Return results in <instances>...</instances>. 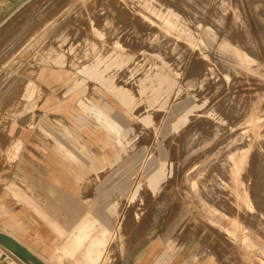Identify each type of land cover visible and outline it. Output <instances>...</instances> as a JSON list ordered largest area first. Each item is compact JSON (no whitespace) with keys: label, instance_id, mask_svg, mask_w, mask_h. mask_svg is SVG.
<instances>
[{"label":"rangeland","instance_id":"1","mask_svg":"<svg viewBox=\"0 0 264 264\" xmlns=\"http://www.w3.org/2000/svg\"><path fill=\"white\" fill-rule=\"evenodd\" d=\"M45 1L50 0H0V59L4 52L10 54L0 66V158L7 157L3 164L8 161L14 169L21 154L41 174L60 170L61 183L69 184L76 204L80 202L81 214L74 218L88 215L93 237L106 231L107 247L98 264H264V127L251 123L264 111V0H239L243 23L235 22L231 31L255 60L254 71L218 66L204 49L199 23L212 22L221 28L219 16L225 12L218 9L210 15L213 4L205 13L206 0H101L95 12L90 8L95 0H53L47 15L41 7ZM32 24L37 32L15 50V41ZM134 27L139 31L134 32ZM198 37L200 42L194 43ZM46 43L47 48L42 46ZM75 82L80 87L72 92ZM119 91L121 97L122 92L128 93L129 101L119 98ZM10 92L12 100H8ZM71 94L76 100H71ZM97 115L107 124L109 120L118 136L100 130ZM12 125L29 131L18 150ZM231 127L238 133L247 129L245 140L236 142L235 149L251 143L241 175H227L228 195L208 180L220 198L215 192L205 201L194 197L188 173L201 165L203 156L215 152ZM187 133L195 141L202 140L193 142L195 147L219 136L189 157ZM105 143L113 149H106L107 161L101 163ZM59 151L96 168L80 192L70 182V174L63 172V154L60 165L54 158ZM225 153L211 164L220 158L216 169L226 172ZM248 169L255 174L249 177ZM249 178L253 214L244 205V183ZM194 181L201 186L200 178ZM215 195L217 200L226 199V208L219 202L213 207L210 198ZM204 205L211 211L219 208L217 226ZM226 211L230 214L223 216ZM65 218L60 214L61 226ZM68 233L60 232L61 243L67 244ZM87 247L60 254L59 261L86 264ZM11 258L0 246V264H24Z\"/></svg>","mask_w":264,"mask_h":264},{"label":"crops","instance_id":"2","mask_svg":"<svg viewBox=\"0 0 264 264\" xmlns=\"http://www.w3.org/2000/svg\"><path fill=\"white\" fill-rule=\"evenodd\" d=\"M70 96L71 100H76L77 96L73 94ZM15 126L12 125L11 129L20 149L21 143L28 139L29 131L26 129L18 131ZM98 133L102 134L101 131ZM98 133L95 131V135ZM95 139L99 142L98 136ZM102 146L104 152L101 163L107 161L106 149L109 147L113 149V145L107 143ZM62 154L60 151L54 154V158L58 157L59 165ZM18 157L20 162L12 170L7 164L8 161L3 164L7 157L0 158V167L4 168V171L0 173V231L15 237L46 264H67L68 260L59 261L58 256L75 253L83 246H88L85 252L86 264H98L99 257L105 253L107 247L106 231L93 237L91 218L85 214L78 220L74 218L75 214H81V211H78L80 202L76 204L77 199L70 185L61 183L64 181H60V170L58 173L57 169L50 171L49 175L41 174L38 170L31 169L33 163L25 155L20 154ZM51 159L49 161L57 160ZM61 160L64 166L63 172L70 174V182H74L80 192L83 184L87 183L90 172L96 168L94 166L88 168L75 161L73 155L68 152L61 156ZM54 165L58 166L57 163ZM60 214L66 216L64 223H61L62 226ZM60 232L61 234L69 232L66 236L64 235L67 238V244L60 242Z\"/></svg>","mask_w":264,"mask_h":264},{"label":"bare ground","instance_id":"3","mask_svg":"<svg viewBox=\"0 0 264 264\" xmlns=\"http://www.w3.org/2000/svg\"><path fill=\"white\" fill-rule=\"evenodd\" d=\"M187 1V0H186ZM53 0H50V1H45L44 3L41 4V7L43 9V11H46V14L47 15L48 11H50L51 7L48 8V6L50 4H53L52 3ZM192 2V1H191ZM195 3V2H193ZM197 3V2H196ZM242 2H240L238 0L237 4H233L232 0H206V3H205V11L207 9L208 11V8H210L213 4H215V8L212 10V12H210V15L213 13L214 15V12L217 10L218 12V9H221V10H224L225 12H223L220 16H219V19H220V22L222 24L221 28L220 27H214V24L212 22H209V23H202V21L199 23V28L201 29H204L203 31V35L205 36V40L204 42H202V45L204 46V49L207 50V52L209 53V55H213V59H214V62H216V64H218V66H242L244 68H248L249 70L251 71H254L253 67L252 66H256L255 64V60L253 58H251L249 54V52L247 50H245L243 47H241V44L243 43H240L231 35V31L234 29V26H235V22L237 21H241L243 23V18H242V12H243V9L241 7V4ZM150 2L146 3V5H149ZM102 5L101 3V0H95V2L93 3V5H91V9L95 12L97 9H99V7ZM194 5V4H193ZM40 6V5H39ZM40 7V8H41ZM47 8L49 10H47ZM195 9V8H194ZM199 9V8H198ZM251 9V8H250ZM187 10V9H186ZM201 10H203L201 8ZM207 11L205 13H207ZM40 12V11H39ZM199 13V12H197ZM42 14V13H41ZM200 14V13H199ZM193 15V14H192ZM205 15V14H204ZM204 15H202L204 17ZM248 15H250L248 13ZM50 16V15H49ZM49 16H44L45 19L49 18ZM227 16H230V18ZM26 18V15L24 16ZM23 17V18H24ZM74 17V16H73ZM255 17V16H254ZM252 17V18H254ZM258 17V16H257ZM206 18V17H205ZM214 18V17H213ZM259 18V17H258ZM208 19V18H207ZM210 19V18H209ZM208 19V20H209ZM227 19H230L228 21V25H226V22H227ZM30 20V19H29ZM203 20V19H201ZM27 21V20H26ZM214 21V20H213ZM35 22V21H34ZM33 22V23H34ZM22 23V22H20ZM28 23V22H27ZM247 24V22H246ZM26 25V24H24ZM29 25V24H27ZM33 25V24H32ZM31 26V25H30ZM23 27V26H22ZM37 26L36 25H33L29 28L26 29V31L22 32V35L19 37V39L17 41H15L14 43V49L17 50L18 48L24 46L30 38H32L34 36V34L37 32ZM25 28V27H24ZM141 30H145L147 28V25H145L144 27H140ZM18 29V28H17ZM16 29V30H17ZM20 29H23V28H20ZM29 29V30H28ZM223 29V31H221ZM15 30V29H14ZM167 30V29H166ZM18 31L20 32V30L18 29ZM133 31H139L138 28L134 27L133 28ZM14 32V31H13ZM17 33V32H16ZM234 33V32H233ZM15 33H13L14 35ZM19 34V33H17ZM9 35V34H8ZM12 35V34H11ZM20 35V34H19ZM247 35V33H246ZM18 36V35H17ZM14 37V36H12ZM248 37V35H247ZM6 38V36H5ZM16 39V38H15ZM203 39V38H202ZM7 40H12V39H7ZM196 42H200V37L198 38H193V42L195 43ZM2 42V41H1ZM6 42V41H4ZM10 43V41H7ZM14 42V41H13ZM12 43V42H11ZM10 43V44H11ZM47 44V43H46ZM2 45H3V42H2ZM7 45V44H6ZM5 45V46H6ZM194 45V44H193ZM11 46V47H13ZM42 46L45 48H47L49 46V44L45 45V44H42ZM245 46V45H244ZM0 47H1V43H0ZM3 47V46H2ZM8 47V46H7ZM195 47V45L193 46ZM6 48V47H5ZM9 48V47H8ZM246 48V47H245ZM7 49V48H6ZM248 49V48H247ZM195 50V49H194ZM249 50V49H248ZM253 51V50H251ZM9 52V51H8ZM4 56H2V60L0 59V66L3 64V62L5 60H7V58L10 57V54H7V52H4ZM7 54V55H6ZM211 60V59H210ZM38 85V84H37ZM1 87V86H0ZM80 87V84L78 82H75L73 84V86L71 87V91L73 92L75 89L79 88ZM37 88H40L39 85L37 86ZM14 89V88H13ZM18 89V88H17ZM1 92V91H0ZM3 93V92H2ZM11 93V92H10ZM8 94V97L10 99L8 100H12V97H14V93H11V94ZM16 93V92H15ZM29 96V95H28ZM119 98H121L123 101L124 100H128L129 101V96H128V99H127V96L125 95V93L122 92V97H121V92L119 91ZM7 100V101H8ZM6 101V100H5ZM253 104V103H252ZM256 103H254L253 106H255ZM264 105V104H263ZM87 106V105H86ZM257 106V105H256ZM262 106V105H261ZM260 106V107H261ZM247 108V107H246ZM249 108V106H248ZM262 111L264 110V107H261ZM240 110V109H239ZM249 113V112H248ZM238 114H240V112H238ZM245 114V113H243ZM254 114V113H253ZM256 115V114H255ZM97 117H99L98 115L97 116H94V118L96 120H98V123H99V127L100 130H104V133L110 137H114V136H118V129L115 127H113V125L111 124V122L108 120V124L107 122L104 121V118L102 117V119H98ZM236 118V117H235ZM247 118V117H246ZM235 121H237L235 119ZM253 122H257L259 123L257 125L258 128H263L264 127V111L263 113L261 112L257 117L253 118V120H251V123ZM239 124V123H237ZM229 125V124H228ZM235 126V125H234ZM240 127V126H239ZM228 128V127H227ZM231 134L228 135L225 139H223V142L220 143L215 149L213 153H210L209 155H205L202 157V161L200 162L201 165L195 167L194 169H192L188 175L190 174V180H192V185L190 186V192L192 193V195H194V197H197V198H201L203 199L204 201L206 200V195L210 194L211 192H215L213 191L214 189H216L215 186H219L221 189L220 190H224V194L226 193L227 195L230 194V184L229 182L227 181L228 177H231L232 174L234 177H239L241 175V171H242V164H243V161L246 160L247 162V158L249 156L248 154V151H249V148H250V144L249 145H243L241 147H238L235 149V143L238 142L239 140H245V136L246 133H247V129L246 127L245 128H241V131L238 133L236 131V129H234V127H231ZM237 132V134H234V132ZM227 132V131H226ZM258 132V131H257ZM224 133V132H223ZM225 135V134H224ZM222 135V136H224ZM187 138L190 140L187 148L189 150H191V152H189V157H192L193 155H197L199 152H201L207 144H211L214 140H217L216 138L219 136V133L215 135V137H213L211 139V141H207L205 140V144L204 145H201V146H198V147H195V143L193 142H198V144H200L201 141H195L194 139V136H191L189 135V133H187ZM191 137V138H190ZM222 140V139H221ZM258 140V139H257ZM261 141V140H260ZM19 142H20V139H19ZM264 142V141H262ZM191 143V145H190ZM245 143H247L245 141ZM122 143H120L119 145H121ZM1 145V144H0ZM16 145V144H15ZM190 145V146H189ZM263 146V144H262ZM259 147V146H258ZM5 149V147H4ZM16 149L18 150V146H16ZM194 149V150H193ZM241 149V152H236V150H240ZM161 150V148H160ZM255 150H257V148H255ZM149 151V150H148ZM162 151V150H161ZM16 152V151H15ZM224 152H226L223 156V160L226 162V164L223 166V169L226 170L225 171H220V170H217V164L219 165V163L221 164V159L219 158V162H214L211 164V162L216 158L218 157L221 153L223 154ZM3 154L7 155V154H11V153H5V152H2ZM255 153V152H254ZM258 154V152H257ZM148 155V154H147ZM260 157V155L256 156V155H253V157ZM12 158H15L16 157V154L13 156V154L11 155ZM10 157V158H11ZM254 157V158H255ZM253 158V159H254ZM251 159V162H253L254 160ZM256 159V158H255ZM253 160V161H252ZM259 160V159H258ZM257 160V161H258ZM209 164H211L210 166H208ZM252 164V163H251ZM151 165H153L151 163ZM255 166V165H253ZM252 166V168H254ZM206 168V169H205ZM203 169H205V174H202V171ZM219 169V168H218ZM207 170V171H206ZM254 169L252 170H249L247 171V175H250L251 172H254L253 171ZM263 170V169H262ZM148 171V170H147ZM259 172V171H258ZM261 172V171H260ZM259 172V173H260ZM140 174V173H139ZM148 174V173H147ZM255 174V173H254ZM254 174L250 175L249 177L253 176ZM227 175H229L227 177ZM264 176V175H262ZM138 177V176H137ZM140 177V176H139ZM161 177V176H160ZM159 176L152 182V183H155L159 180L160 178ZM242 177V176H241ZM246 177V176H245ZM197 178H200L201 179V186L200 187H197V182L194 181V179H197ZM218 178H220V180H218ZM244 178V177H243ZM248 178V177H246ZM135 179V178H134ZM141 179V178H140ZM217 179V181H216ZM209 181H212L214 182L215 186H213L211 183L208 182ZM247 181V179H245ZM134 181V180H133ZM137 181V180H136ZM188 181H189V178H188ZM250 178L248 179L247 182L244 183V192H245V195H246V198L244 199V205L247 209V212L248 214H253V212L255 211V202L252 200V197L250 196V191H251V187H250V184H253V183H250ZM142 183V182H141ZM131 184V183H128V185ZM122 186V185H121ZM122 192V191H121ZM217 194V196L220 198V193L219 192H215ZM122 194V193H121ZM217 196H213L210 198V202L211 204L213 205V207L218 206L217 203L219 202L221 205H223V207H227V202H226V199L223 197L221 198L220 200H217ZM210 197V196H208ZM206 203L208 204V202L206 201ZM219 204V205H220ZM209 205V204H208ZM204 210L206 211V214L211 218V222L213 225H216L217 226V219L216 217H219L218 213H220V210L219 208H214V211H211L206 205H204ZM245 209V208H244ZM230 211V210H229ZM232 212V211H231ZM227 214H230V212L226 211L225 214H223V216H226ZM149 215V214H147ZM252 216V215H251ZM250 216V217H251ZM255 218H253L254 220ZM256 221V220H254ZM122 224V223H121ZM146 225V224H145ZM144 225V226H145ZM122 226H124L122 224ZM219 228L221 230H225L228 234V236L231 238V239H234L235 236L233 234V232L230 230V229H227L226 227H223L222 225L219 226ZM3 232V231H2ZM5 233V232H3ZM7 234V233H6ZM10 235V234H8ZM11 236V235H10ZM13 237V236H12ZM15 238V237H13ZM247 238H249L248 236V233L245 232V236H244V239L246 240ZM16 239V238H15ZM17 240V239H16ZM18 241V240H17ZM20 242V241H19ZM21 243V242H20ZM22 244V243H21ZM23 245V244H22ZM7 253H9L11 255L12 258L20 261L21 263H24L18 256H16L15 254H13L9 249H7L6 247L0 245ZM4 253V252H3ZM11 258V259H12ZM13 260V259H12ZM25 264V263H24Z\"/></svg>","mask_w":264,"mask_h":264},{"label":"water","instance_id":"4","mask_svg":"<svg viewBox=\"0 0 264 264\" xmlns=\"http://www.w3.org/2000/svg\"><path fill=\"white\" fill-rule=\"evenodd\" d=\"M0 245L9 249L25 264H46L12 236L0 231Z\"/></svg>","mask_w":264,"mask_h":264}]
</instances>
